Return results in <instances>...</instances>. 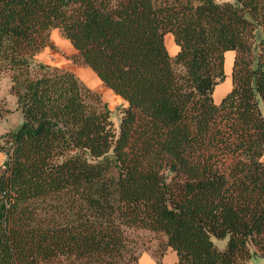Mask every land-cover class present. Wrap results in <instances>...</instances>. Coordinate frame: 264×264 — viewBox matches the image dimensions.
I'll return each instance as SVG.
<instances>
[{"label": "trees", "instance_id": "trees-1", "mask_svg": "<svg viewBox=\"0 0 264 264\" xmlns=\"http://www.w3.org/2000/svg\"><path fill=\"white\" fill-rule=\"evenodd\" d=\"M54 29L128 104L119 130L38 61ZM0 73L23 117L0 137V264H137L128 229L166 239L157 264L264 258V0H0Z\"/></svg>", "mask_w": 264, "mask_h": 264}, {"label": "rangeland", "instance_id": "rangeland-1", "mask_svg": "<svg viewBox=\"0 0 264 264\" xmlns=\"http://www.w3.org/2000/svg\"><path fill=\"white\" fill-rule=\"evenodd\" d=\"M217 2L236 0H216ZM173 39V45L177 46ZM169 45V39L166 41V45ZM175 43V44H174ZM76 53H69L67 50L57 49L53 50L47 48L43 50L39 56L38 61L53 68H59L63 70H70L77 74V76L93 91L100 95L103 104L110 112L111 120L113 121L115 128L119 130L120 121L122 118L123 110L128 104L121 99L117 98V95L106 86L103 85L99 77L90 68L81 66L75 63ZM227 71H229V62L227 64ZM97 78L99 80H97ZM231 82V78L224 83L222 87H228ZM12 83L10 76L5 73H0V137H6L16 132L23 123V117L21 110L18 107L17 99L12 92ZM3 141V140H1ZM127 237L131 243V246H136L135 252L138 254L143 250L151 249L153 241H157L162 247L165 241L161 234H155L153 232L142 229H128L126 231ZM218 248L223 249L227 244V239L218 240L214 239ZM160 248V247H159ZM250 264H264L263 257H254Z\"/></svg>", "mask_w": 264, "mask_h": 264}, {"label": "crops", "instance_id": "crops-1", "mask_svg": "<svg viewBox=\"0 0 264 264\" xmlns=\"http://www.w3.org/2000/svg\"><path fill=\"white\" fill-rule=\"evenodd\" d=\"M172 36L173 35L170 33L167 34L165 36V42L169 39V45L167 43L166 46L168 48L170 55L174 57L178 53L179 47L173 45ZM51 38H52L54 44L58 48H60L61 50H67L69 53H76V49L73 47V45L71 44L70 41L66 40L61 35L60 30L54 29L51 33ZM234 56H235V53L233 51H228L225 54V72L227 75L225 82L228 80V78L232 79V67H233V62H234ZM228 62H229L230 73H228V71H227ZM97 80H99V79L97 78ZM225 82H223L222 84L218 85L215 88L213 97H214V101L216 103H220L232 88V81L230 82V84L227 88L222 87V86H224ZM117 98L123 100L119 96H117ZM6 159H7V155L4 152H0V173L4 170V163H5ZM152 246L153 247L151 249L143 250L140 253L139 262L137 264H157V257L155 256V252L159 249L160 245H159V243H157V241H153ZM162 260L166 263L174 264L178 261V257L176 255V253L173 252L171 249H167L162 256Z\"/></svg>", "mask_w": 264, "mask_h": 264}, {"label": "bare ground", "instance_id": "bare-ground-1", "mask_svg": "<svg viewBox=\"0 0 264 264\" xmlns=\"http://www.w3.org/2000/svg\"><path fill=\"white\" fill-rule=\"evenodd\" d=\"M175 44V43H174Z\"/></svg>", "mask_w": 264, "mask_h": 264}]
</instances>
